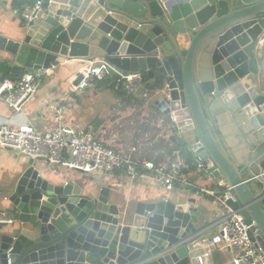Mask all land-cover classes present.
I'll list each match as a JSON object with an SVG mask.
<instances>
[{
  "label": "water",
  "instance_id": "water-1",
  "mask_svg": "<svg viewBox=\"0 0 264 264\" xmlns=\"http://www.w3.org/2000/svg\"><path fill=\"white\" fill-rule=\"evenodd\" d=\"M262 36L264 0H51L32 23L0 33V53L38 73L105 59L146 74L155 104L199 168L232 188L229 203L244 208L264 252ZM38 161L11 184L15 221L0 223V264H212L217 246L196 196L133 205L116 194L121 184L55 179Z\"/></svg>",
  "mask_w": 264,
  "mask_h": 264
},
{
  "label": "built area",
  "instance_id": "built-area-1",
  "mask_svg": "<svg viewBox=\"0 0 264 264\" xmlns=\"http://www.w3.org/2000/svg\"><path fill=\"white\" fill-rule=\"evenodd\" d=\"M51 0H35L19 10L26 24L32 23ZM55 65L53 64L51 69ZM84 78L72 84L71 90L79 92L91 86L95 80L112 79L114 88L121 91L132 103L147 101L151 92L141 72L127 75L107 60L92 62L81 71ZM46 73L25 72L19 80L0 79V99H4L14 112H21L27 101L38 91L41 78ZM157 93V92H156ZM154 94L157 96V94ZM157 98V97H156ZM143 105L148 112H141V124H146L144 132H132L123 140L108 131L98 134L92 129L66 123L65 105L51 104L55 125L47 131H39L33 125L17 126L0 121V148L12 149L33 159H43L51 165L80 170L87 174H98L108 180L113 175L126 179L129 183L149 184L167 191L181 188L196 197L209 199L218 211V231L212 237V244L227 249L230 264H264V252L255 245L250 235L251 226L243 215L244 208H235L229 203L227 192L232 188L221 180L214 188L199 186L184 172L183 149L176 146L180 139V129L153 102ZM115 136V137H114ZM133 136V137H132ZM110 137V141L107 139ZM162 147L163 157L156 150ZM226 185L225 188L223 186ZM15 221L10 211H0V223ZM203 263L202 257L200 258ZM8 264H11L9 259Z\"/></svg>",
  "mask_w": 264,
  "mask_h": 264
},
{
  "label": "crops",
  "instance_id": "crops-1",
  "mask_svg": "<svg viewBox=\"0 0 264 264\" xmlns=\"http://www.w3.org/2000/svg\"><path fill=\"white\" fill-rule=\"evenodd\" d=\"M15 1L16 0H0V33L7 34L8 32H15L22 23H25L19 12L20 9L16 8L14 5ZM22 1L26 3L29 0ZM256 53L260 69L259 81L262 86H264V36H262L258 42ZM100 60L105 59H96L94 62H99ZM9 63L10 60L5 57V53H0V65H7L12 70L17 67L10 66ZM90 63L92 64V62H88L87 60L76 59L66 61L61 65L55 63L52 73L42 76L38 91L25 103L21 112H14L4 99H0V121H9L17 126L33 125L39 131H47L55 125L53 110L50 108L51 104H61L66 107L65 120L67 124L86 127L98 134L108 131V134L118 135L123 140L130 138L132 132H138L140 134L144 132L147 126L146 124H139L138 127L135 125L136 129H134V127H129L125 130V123L128 122V124H130V119H133L132 117L130 118V114L134 111V105L129 102L132 107L128 106L127 109L116 108L117 102L121 100V98L119 97L118 91L112 88L110 82L105 84L93 82L89 88L85 89L87 91L82 90L73 92L71 90V86L74 84L77 74L85 70ZM5 77L12 80H16L17 78L13 72H11L9 76H5L3 72L0 71V79ZM153 83L154 82L151 80V86L150 82L148 86L152 87ZM104 92H112L114 100L112 101V98L108 101V96H106ZM98 93L101 94L99 95ZM121 102L122 106L126 104L122 100ZM146 103L150 105L149 110L155 109L153 101L148 99L147 101L141 102L143 105ZM141 104L135 105L139 108L140 113L144 108ZM143 111L148 112L145 109H143ZM132 122H135V120L133 119ZM107 139L110 141L112 138L107 137ZM156 150L159 153L162 151V147L158 145ZM163 156L161 152L160 157ZM30 159V157L17 153L12 149L0 148V211H12V205L9 201L11 184L17 180V177L28 167L26 162L30 161ZM38 162L40 166H43L44 169L51 172V176L55 177V179L56 177L62 180L82 179L86 180V182H95L101 179L98 174H87L67 167L51 165L43 159H40ZM187 174L199 186L214 188L219 182L209 177L204 178L198 174L197 171H191ZM107 181L121 184V192L116 194L121 196L124 200L126 198V200L133 203V205L139 202L155 201L161 199V197L174 199L185 193L188 197L194 196L181 188L167 191L161 187L149 184L138 183L133 185L126 179L118 176V174L113 175ZM197 198L201 202L202 210L199 217V226L205 228L207 234L213 237L218 231V211L215 209L211 200ZM262 201L264 202V199ZM229 260L230 257L227 249L222 245H217V250L213 252L212 259L209 260L208 263L230 264Z\"/></svg>",
  "mask_w": 264,
  "mask_h": 264
},
{
  "label": "trees",
  "instance_id": "trees-1",
  "mask_svg": "<svg viewBox=\"0 0 264 264\" xmlns=\"http://www.w3.org/2000/svg\"><path fill=\"white\" fill-rule=\"evenodd\" d=\"M35 0H29L26 3H24L22 0H16L14 2V5L16 8H19L20 10H22V8H24L26 5L29 4H33ZM0 71L3 72V74L5 76H9L11 72H13L16 75V80H19L22 75L27 72L26 69L21 68V67H15L13 70L7 66V65H0ZM145 80L147 81L149 78L146 74L142 73ZM6 78V77H5ZM3 79V78H2ZM95 83L98 84H105L107 82L111 83L112 88H114V82L112 81V79H104V80H95ZM154 84H157L156 82ZM118 91V90H117ZM119 97H124V94L121 91H118ZM176 146H178L179 148L183 149V156L186 160L185 162V167H184V172L185 173H189V172H193V171H198L200 168L198 166V164L193 160L192 156L190 155V151L188 152V149L184 147L183 143L176 141Z\"/></svg>",
  "mask_w": 264,
  "mask_h": 264
},
{
  "label": "rangeland",
  "instance_id": "rangeland-1",
  "mask_svg": "<svg viewBox=\"0 0 264 264\" xmlns=\"http://www.w3.org/2000/svg\"><path fill=\"white\" fill-rule=\"evenodd\" d=\"M148 84H149V82H150V86H151V80L150 79H148L147 81H146ZM151 89H154V86L152 85V88ZM84 91H87V90H84ZM105 93V95L106 96H108V101H110L112 98V101L114 100V96H113V94H112V92H104ZM156 92L153 90L152 92H151V95H150V97H149V100H151V101H153V102H155V100H156V95H154ZM99 95L101 94V93H98ZM81 95V94H80ZM121 98V100L122 101H124L126 104L125 105H123L122 106V102H121V100H118V104H117V107L116 108H121V109H127V107L128 106H131L130 105V103L131 104H133L132 103V101H131V99H128V98H126V96L124 95V97H120ZM128 102V103H127ZM130 102V103H129ZM141 102H144V101H138L137 102V104H141ZM134 105V104H133ZM141 105H143V104H141ZM132 107V106H131ZM133 109H134V111L133 112H131V116H130V118L132 117L134 120H135V122H132V120L130 119V124H128V122H126L125 123V126H124V128H125V130L126 129H128L129 127L130 128H133L134 127V129H136V127H135V125L138 127V125L139 124H141V120H140V118H141V113L139 112V108H135V107H133ZM135 123V124H134ZM133 124H134V126H133ZM137 133V132H136ZM116 134H117V132H116ZM133 137V136H132ZM179 137H180V139H176V141H178V142H181V143H183V145H184V147L185 148H187L188 149V152L190 151V149L188 148V145H187V143L186 142H184V139L186 140V136H185V134L184 133H179ZM190 153V155L192 156V154H191V152H189ZM198 174H200L202 177H204V178H207L208 176L201 170V169H199L198 171ZM10 212V211H9Z\"/></svg>",
  "mask_w": 264,
  "mask_h": 264
}]
</instances>
